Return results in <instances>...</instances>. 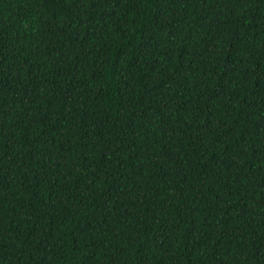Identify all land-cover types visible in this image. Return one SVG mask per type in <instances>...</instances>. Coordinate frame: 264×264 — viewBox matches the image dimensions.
<instances>
[{"label":"trees","instance_id":"obj_1","mask_svg":"<svg viewBox=\"0 0 264 264\" xmlns=\"http://www.w3.org/2000/svg\"><path fill=\"white\" fill-rule=\"evenodd\" d=\"M0 264H264V0H0Z\"/></svg>","mask_w":264,"mask_h":264}]
</instances>
